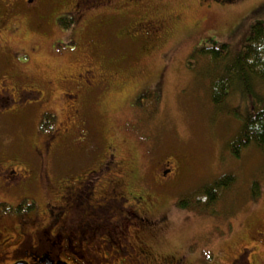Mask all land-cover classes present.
Listing matches in <instances>:
<instances>
[{
	"label": "rangeland",
	"instance_id": "rangeland-1",
	"mask_svg": "<svg viewBox=\"0 0 264 264\" xmlns=\"http://www.w3.org/2000/svg\"><path fill=\"white\" fill-rule=\"evenodd\" d=\"M152 11H180L183 16L155 49L145 50L126 36V28ZM81 18L63 17V35L54 26L37 29L24 25L15 45L2 49L0 81L7 72H17L23 74L10 79L20 87L33 80L37 84L52 80L55 84L48 88L45 101L22 116L0 114V161L2 157L36 160L34 149L43 137L37 131L43 110L53 108V115L46 114L47 126L52 123L60 128L66 117L58 97L66 79L63 76L77 77L89 64L95 76L81 74L79 79L97 78L103 84L89 95L92 104L87 111L98 152L114 145L124 162L127 190L147 199L144 211L158 221L154 229L155 225L145 230L155 251L162 256H185L186 264H264V154L253 143L243 148L239 157L228 150L240 130L241 116L249 112L252 103L260 106L262 100L257 94L264 96V82L255 78L248 84L250 90L254 88L253 97L235 84L217 105L212 101L211 81L223 77L226 70L214 69L195 53L210 38L225 42L232 54L238 53L251 26L257 21L264 23V0H232L212 7L199 4V0L134 4L116 0ZM58 35L62 40L55 50L50 42ZM145 85L147 93L136 97ZM79 150L70 140L56 162L61 164ZM168 157L179 161L181 171L165 177L162 171L166 167H160V161ZM225 173H232L234 181L215 204L203 209L189 198ZM53 174L56 181L61 178L60 172ZM254 185L259 189L257 195H253ZM25 194L29 201L35 200V209L29 214L46 210L47 202L64 203L63 193L56 187L22 191L0 188V259L7 255L6 263L12 262L11 256L20 255L15 250L21 239L19 232L31 229L15 217L30 209L28 206L13 212L8 207V202H17ZM58 227L52 231L55 236L43 238L66 246L67 242L56 235L61 229ZM67 227L74 230L71 223ZM77 256L78 261H85Z\"/></svg>",
	"mask_w": 264,
	"mask_h": 264
},
{
	"label": "flooded vegetation",
	"instance_id": "flooded-vegetation-1",
	"mask_svg": "<svg viewBox=\"0 0 264 264\" xmlns=\"http://www.w3.org/2000/svg\"><path fill=\"white\" fill-rule=\"evenodd\" d=\"M114 1L116 0H0V53L2 49L15 45L14 40L24 25L37 29H44L47 25L54 26L63 35V17L82 19L88 13L108 7ZM128 1L134 4L145 0ZM221 3L224 0H199V4L209 7ZM154 12L126 28V36L140 43L145 50L155 49L160 39L169 34L183 16L180 11L162 14ZM60 40L61 35L51 40L53 49L60 47ZM88 41L91 42V39ZM22 74L15 72L11 75L7 72L2 77L0 114L22 116L45 101L48 88L55 84L52 80L38 84L33 80L21 87L13 84L10 78ZM81 74L92 78L95 76L89 64L77 77L74 74L63 76L66 79L62 81L64 87L59 90L58 97L63 101H60V109H66V117L61 121L60 128L51 126L52 123L47 126L49 117L46 114L53 115V108L46 107L43 110L44 117L37 128L43 137L40 146L34 149L36 160L26 162L2 157L0 161V188L22 191L39 186L44 190L56 187L62 191L61 198H64L63 204L47 202L46 210L35 211L34 214L29 213L35 209V200L29 201L30 197L26 194L17 202H8L12 212L14 208H30L15 217L22 221L24 227L31 226L30 230L19 232L21 239L15 250L20 255L15 258L11 256L13 260L10 259V263L25 260L29 264H186L185 256H162L155 251L145 230L155 225L154 229L158 221L145 213V196L127 190L129 186L125 182L124 162L117 154L116 147L109 145L104 153L98 152L99 144L87 111L92 104L89 95H93L103 84L97 78L82 81L79 79ZM147 87L145 85L138 90L136 97L146 94ZM70 140L80 148L79 153L61 164L57 163L58 153ZM163 166L166 167L162 171L165 177L181 171L179 161L170 157L160 161V167ZM54 171L61 173L58 181L54 178ZM0 207L3 208L2 205ZM56 209L59 210L53 219L51 215ZM70 223L74 225V230L67 227ZM56 227L61 228L56 235L67 242L66 246L44 240L46 235L55 236L52 231ZM2 235L0 232V236ZM24 243L25 247L21 248ZM74 254L85 261H78ZM7 257H1L0 264H10L4 261Z\"/></svg>",
	"mask_w": 264,
	"mask_h": 264
},
{
	"label": "trees",
	"instance_id": "trees-1",
	"mask_svg": "<svg viewBox=\"0 0 264 264\" xmlns=\"http://www.w3.org/2000/svg\"><path fill=\"white\" fill-rule=\"evenodd\" d=\"M224 2L229 1L224 0ZM195 53L206 59L211 66H214V69L226 70L223 77H216L211 81V97L215 104L220 105L224 96L235 84H239L244 93L253 97L251 91L254 92V88L250 90L248 84L255 78L264 82V23L257 21L251 26L241 50L236 54L231 53L225 42L216 43L211 38L197 47ZM257 96L262 100L260 106L256 107L252 103L249 112L241 116L240 130L233 138L234 140L232 139L228 144V150L235 157H239L242 149L252 143L264 154V96L261 93ZM234 177L232 173H225L201 187L189 198H192L201 208L207 209L218 201L223 195V190L233 183ZM258 193L259 189L257 190L254 185L253 195ZM192 199L190 203L193 204ZM180 203L185 205L183 200Z\"/></svg>",
	"mask_w": 264,
	"mask_h": 264
},
{
	"label": "water",
	"instance_id": "water-1",
	"mask_svg": "<svg viewBox=\"0 0 264 264\" xmlns=\"http://www.w3.org/2000/svg\"><path fill=\"white\" fill-rule=\"evenodd\" d=\"M11 264H29V263L27 261H25V260H18V261L14 262V263H11Z\"/></svg>",
	"mask_w": 264,
	"mask_h": 264
}]
</instances>
